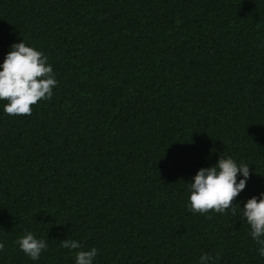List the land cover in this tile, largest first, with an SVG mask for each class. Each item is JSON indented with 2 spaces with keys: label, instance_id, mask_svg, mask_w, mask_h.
<instances>
[{
  "label": "trees",
  "instance_id": "obj_1",
  "mask_svg": "<svg viewBox=\"0 0 264 264\" xmlns=\"http://www.w3.org/2000/svg\"><path fill=\"white\" fill-rule=\"evenodd\" d=\"M22 39L58 84L0 101V264H74L65 238L94 264H264L239 215L185 206L218 155L249 164L237 210L264 192V0H0V61Z\"/></svg>",
  "mask_w": 264,
  "mask_h": 264
},
{
  "label": "clouds",
  "instance_id": "obj_2",
  "mask_svg": "<svg viewBox=\"0 0 264 264\" xmlns=\"http://www.w3.org/2000/svg\"><path fill=\"white\" fill-rule=\"evenodd\" d=\"M58 81L48 57L23 39L13 42L0 61V101H4L2 111L9 116L30 115L32 106L38 101L50 99ZM239 176V179H238ZM250 177L249 164L237 162L231 156L218 158L214 164L200 167L186 182L187 199L185 206L193 213H225L239 215L248 226L250 236L257 245V253L264 257V192L243 200V208L232 201L245 188ZM30 260L39 259L48 244L33 232L25 231L15 241ZM62 248L76 250L74 264H94L98 249H84L75 239L60 240ZM4 243L0 242V250ZM198 264H215L214 257L203 253Z\"/></svg>",
  "mask_w": 264,
  "mask_h": 264
}]
</instances>
